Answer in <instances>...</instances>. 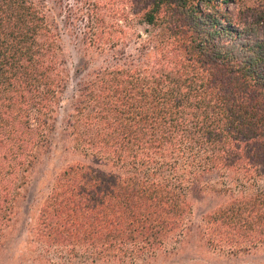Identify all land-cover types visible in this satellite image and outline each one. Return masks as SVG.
I'll return each instance as SVG.
<instances>
[{
	"label": "trees",
	"instance_id": "obj_1",
	"mask_svg": "<svg viewBox=\"0 0 264 264\" xmlns=\"http://www.w3.org/2000/svg\"><path fill=\"white\" fill-rule=\"evenodd\" d=\"M68 1V34L112 62L80 85L68 121L93 164L55 176L26 256L148 263L190 231L192 196L214 193L207 247L263 245L264 0ZM65 66L49 1L0 0V252L55 131Z\"/></svg>",
	"mask_w": 264,
	"mask_h": 264
},
{
	"label": "rangeland",
	"instance_id": "obj_2",
	"mask_svg": "<svg viewBox=\"0 0 264 264\" xmlns=\"http://www.w3.org/2000/svg\"><path fill=\"white\" fill-rule=\"evenodd\" d=\"M49 6L55 10L56 22L62 33V45L66 60L68 74L67 87L62 94L61 104L58 109L55 131L52 134L48 148L43 152L29 179L24 197L16 207L14 221L6 233L4 250L0 252V264H37L33 258H28L25 253L27 242L32 237L41 207L49 195L55 176L69 165L84 163L92 165L91 159H85L74 144L68 121L73 113L74 98L80 85L90 79L95 71L109 65L112 57L109 54H100L91 47L73 38L68 29L76 31L78 25L65 26V16L61 0H48ZM74 4V0L66 2ZM64 3V4H66ZM235 11V5H230ZM76 22V21H75ZM69 27V28H68ZM145 27L136 26L134 32L144 33ZM135 45L127 51L135 52ZM220 196L216 193L192 196L193 214L190 218V231L181 243L168 245V250L159 253L148 263L139 264H264V244L256 249L244 250L237 255L220 253L205 244L202 237L204 216L212 211L220 202ZM206 229V228H205ZM244 243L247 249L250 244Z\"/></svg>",
	"mask_w": 264,
	"mask_h": 264
}]
</instances>
